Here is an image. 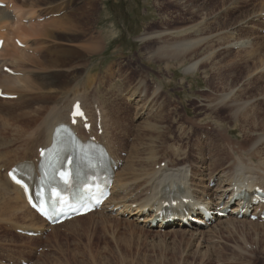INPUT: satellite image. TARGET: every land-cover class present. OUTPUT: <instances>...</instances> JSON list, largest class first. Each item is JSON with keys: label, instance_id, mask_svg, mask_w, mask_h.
<instances>
[{"label": "rangeland", "instance_id": "374dc122", "mask_svg": "<svg viewBox=\"0 0 264 264\" xmlns=\"http://www.w3.org/2000/svg\"><path fill=\"white\" fill-rule=\"evenodd\" d=\"M66 1L57 6L54 11L60 12L53 18L67 17L65 21L70 20L75 25L95 4L96 24L84 38L69 46L62 47L60 42L50 44L51 54L60 49L77 52L72 64L75 68L62 71L56 79L59 83L68 79L71 84L67 90L51 96L36 94L31 108H50L60 102L61 105L67 100L70 102L73 95L69 96L70 100L65 96L77 87V83L100 73L101 77L90 81L87 91L80 90L85 94L87 106H83L79 118L92 120L91 124L105 123L103 116L98 114L100 108L96 107L98 112L94 110L95 94L102 100L98 103L101 108L106 105L120 108L118 119L119 123H124L125 133L118 137L111 130H105L114 140V155L120 160L117 171L122 170L126 161H139L133 157L134 149L141 153V159L152 156L150 147L160 156L165 154L169 163L175 161L171 146L186 151L187 158L182 163L197 162L201 153L206 152L209 157L211 145L206 139L211 134L212 144L225 145L222 150L218 149L223 159L221 165L228 160L241 161L246 171L252 170L257 177L264 174V0ZM74 10L70 16L69 11ZM95 33L101 34L96 44L88 40ZM196 40L199 44L184 59L175 60L168 56L169 53H157L159 48L174 49L175 44H182V41ZM90 45H97L94 56L85 48ZM200 58L203 61L195 71H183L185 66ZM106 66H110V70L104 76L102 70L104 72ZM28 69L33 71L30 77L35 79L37 70ZM224 95L230 98L223 100ZM14 100L0 97V102L8 101L0 103V110L11 106ZM6 121L15 125L0 112V127ZM152 121L160 124L162 137L150 146L149 130L140 128L152 125ZM3 142L0 138V145L4 147ZM1 146L0 162L7 151H13L2 162L7 165L0 171L4 174L12 162L25 155L21 154L19 143L9 149ZM163 165L161 162L160 166ZM130 175L127 170L119 176L111 208L120 201L135 203L130 208L132 212L144 202L145 192H150L147 185L133 179L128 182L132 187L130 196L122 200L125 195L121 185L128 177H137ZM204 178L199 182L200 188L215 189L216 183L208 181V176ZM157 187L156 183L154 188ZM231 217L213 221L201 230L185 226L186 231L174 232L168 227L176 223L148 227L136 219L137 215L118 214L117 210L108 209L55 230L39 231L38 225L33 227L35 229L23 227L21 223H26V219H15L0 204V264H264V222ZM22 228L33 235H27Z\"/></svg>", "mask_w": 264, "mask_h": 264}, {"label": "bare ground", "instance_id": "6f19581e", "mask_svg": "<svg viewBox=\"0 0 264 264\" xmlns=\"http://www.w3.org/2000/svg\"><path fill=\"white\" fill-rule=\"evenodd\" d=\"M70 1L71 0H68V2ZM0 3L3 4V7H0V40H3L0 49V93L9 96L15 95V100L13 102L11 101V106L0 110L2 114H5L6 117H9L14 121L15 125H9L7 124V121L3 122L0 127V138L4 140L2 144H4L5 148L19 143L20 146L18 148L20 149L21 154L25 155L23 159H18L12 162L11 165L5 169L4 174L0 173V204H3V208L8 210L15 219H26V223H24V221L21 223L23 227L29 226L33 228L38 225L36 228L39 231H42L45 228L46 230H55L59 226L69 225L77 219L90 217L97 212L100 213L108 209L117 210L118 214L130 212V216L137 215L136 219L143 221L148 227L155 225L163 227L171 223H176L177 225L168 227L174 232L178 230L182 232L186 231L185 226L194 230H201L203 227L210 226L213 221H221L222 218H227L228 216L248 219L250 215H260L264 209L262 201L259 200L260 194H264V174L260 173L261 175L257 177L256 173L252 172V170L248 169L249 171H246L245 166L241 161L234 162L228 160L221 165L223 159H221L218 149L220 150L221 148L222 150L225 145L212 144V141L210 142L211 134L207 135L206 139L211 145L210 148H208L209 157H206V152L205 154L201 153L198 158L199 160L192 163L187 161L182 163V161L187 158V153L179 147L178 149L171 146L172 157L175 158V161L170 160L172 163H169V159H167L165 154L160 156V154L153 151L151 147L149 153L152 156L144 159H141L139 156L141 153L138 149H134L135 156L133 157L139 159V161L136 160L137 163H129L130 160L128 162L126 161L120 172L122 174L129 170L131 172L130 176L137 177L125 178V182L121 185V190L125 195V197L122 196V200L130 196L132 187L128 182L134 181L133 179L141 181L144 185H147L150 192H145V199L143 198L144 202L140 203V206L136 207L132 212L130 211V208L135 206V203L126 204L121 203L120 201L119 203H115V206L111 208V203H113L114 200L113 193L117 191L116 187L120 179L119 176L121 175L119 174L120 172L117 171L120 160L117 158L118 156L116 157L117 154L114 155V140H112L109 132L105 130H111L112 133H115L119 137V135H122V132L125 131V126L123 125V122V124H121V122L119 123L118 113L120 108L109 107L107 105L101 108L98 103H101L102 100L99 95L95 94L97 97H94L92 102L94 110L98 112L99 109L96 107L100 108L98 114L103 116L105 123L100 125L95 123L91 124L93 122L92 120L82 121V119L76 118L75 124L72 126L82 141L91 139L96 143L102 144L109 152L112 159V163L109 167L113 170V183L110 195L98 211L90 212L84 216L75 217L69 221H64L60 225L48 226V223L26 202L23 194L24 187L14 183V181L8 177L7 173L14 169L16 175L23 177L29 170L37 172L40 151L44 150L51 144V137L55 127L60 124L70 123V113L72 111V105L75 102L79 103L81 110H83L84 105L85 107L87 106V102H85V94L80 92V90L87 91L89 89L90 81H94L101 77L100 73L95 74L90 78H86L85 81L77 83V87H73L72 91L70 90L71 93L69 92V94H66L65 96V98L69 99V96L73 95V97H71L72 99H69L70 102L67 100L63 105H61L62 102H60L61 104H56L50 108H31L33 103H35L34 101L36 99L34 98L37 96L36 94H43L45 97L51 96L61 90H67L71 84L68 79L64 80L63 83H59V80L56 79L60 78V73L62 71L68 72L69 69L75 68L72 64L74 55H77V52L69 49H60L56 50L54 54H51L48 49L51 47L50 44L54 42H60L62 47L69 46L70 44L78 42L80 39L84 38L83 36L85 34L91 32L96 24V13L93 9L95 4H92L91 11H88L87 15L85 14L84 17L80 18L81 22L73 25L70 20L65 21L67 17L53 18L57 12H60V10H54H56L58 5L67 3L66 0H0ZM36 9H38V11ZM39 11L42 13L39 14ZM69 12V15L71 16L73 12L75 13V10ZM55 34L57 35L56 37H54ZM100 36L101 34L99 35V33L98 35H96V33L91 34L88 40L96 44ZM47 38L49 40H46ZM181 43L182 44H175L174 49H171L170 47L169 50H167V47L159 48L157 53L160 55H163L162 53H169L168 56L175 60L179 58L184 59L190 51H194V48L199 44V41L196 40L187 43L182 41ZM243 46L246 47V45ZM79 48L84 47L79 46ZM85 48L90 56H94L97 45H90ZM202 61V58L192 61L184 67L183 71L185 73L195 71ZM5 63H9L11 67L8 68V65L6 66ZM4 67H7L9 72H4ZM106 67L107 69L104 68V72L102 70L104 76L108 75V71L110 70V66ZM28 68H35V70H37V73L34 74V77H36L35 79H32V76L30 77V74L33 71L31 72ZM68 75L69 77L71 76L70 73H68ZM77 88H79V90L76 92ZM158 88L159 87H157V89ZM227 98H230V95L223 97V100H226ZM48 101L49 100L46 102L48 103ZM52 101L53 100H51V102ZM7 102L8 101H1L0 103L7 104ZM67 102L69 104L65 105ZM239 107H241V105H239ZM154 121L151 122L153 123L152 125H145L146 128H140L144 131L145 129L149 130L150 146L152 144L154 145V142L160 141L162 137L161 131L159 130L162 128L160 124L158 125V123L156 124ZM17 124L22 126L18 127ZM85 124H89L88 129L84 128ZM23 126L24 128H22ZM145 139L147 138L145 137ZM18 148L16 150H18ZM206 148L207 146L205 149ZM10 151H7L6 153L4 152L6 156L4 155V160L2 162L5 161L8 154L13 152L10 153ZM146 153H148V151ZM211 153L212 155H210ZM28 155L31 157H28ZM160 158H162V160L157 162ZM180 160L181 162H177ZM2 162H0V171L3 167L5 168L7 166L6 164H2ZM161 162L164 163L163 167L160 166ZM196 169L198 171H196ZM150 170H152V172L147 174ZM205 176H208V181L211 180L216 183L215 189H208V186L206 188L201 186L204 189L200 188L199 182L200 180H203ZM156 183L158 184V187L154 188ZM151 210L152 213H150ZM21 230L25 231L26 229L22 228ZM26 231L29 233L30 230Z\"/></svg>", "mask_w": 264, "mask_h": 264}, {"label": "snow or ice", "instance_id": "6c2138e0", "mask_svg": "<svg viewBox=\"0 0 264 264\" xmlns=\"http://www.w3.org/2000/svg\"><path fill=\"white\" fill-rule=\"evenodd\" d=\"M75 114H81L82 115V113H79V105L76 106V113H74V115ZM10 175L12 176V179L14 180V182H16L17 184L21 183V181L18 180L15 175H13V174H10Z\"/></svg>", "mask_w": 264, "mask_h": 264}]
</instances>
